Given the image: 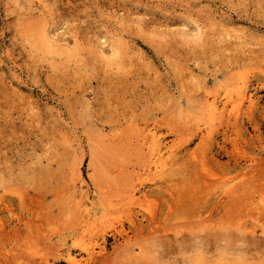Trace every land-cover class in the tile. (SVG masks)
I'll return each mask as SVG.
<instances>
[{
  "label": "rangeland",
  "instance_id": "374dc122",
  "mask_svg": "<svg viewBox=\"0 0 264 264\" xmlns=\"http://www.w3.org/2000/svg\"><path fill=\"white\" fill-rule=\"evenodd\" d=\"M0 211L11 264H264V0H0Z\"/></svg>",
  "mask_w": 264,
  "mask_h": 264
},
{
  "label": "bare ground",
  "instance_id": "6f19581e",
  "mask_svg": "<svg viewBox=\"0 0 264 264\" xmlns=\"http://www.w3.org/2000/svg\"><path fill=\"white\" fill-rule=\"evenodd\" d=\"M46 30V29H45ZM45 34H47V33H45ZM51 35H52V33H51ZM53 37H54V34H53ZM54 38H56V35H55V37ZM45 44L47 43L48 45H50V47H52V48H54L53 46H55V45H58L56 42L58 41V39H56L57 41H55L51 36H49V33H48V35L46 36L45 35ZM61 39V38H60ZM63 41V40H62ZM61 41H59V43H60ZM44 43V42H43ZM46 46V45H45ZM116 52V51H115ZM245 81V80H244ZM235 85V84H234ZM234 85H232V86H234ZM231 89V88H230ZM236 90V89H235ZM236 96H237V100H234V98H232V95L231 96H229L228 98H227V102H233V109H232V111H237L238 109H239V107H240V105H241V103H242V101L247 97V94H246V91H245V86H244V82L243 83H241L240 84V86L237 88V90H236ZM248 98V97H247ZM246 98V99H247ZM253 98V97H252ZM249 99H250V97H249ZM253 100V99H252ZM251 100V101H252ZM227 102H225L224 101V103L221 105L222 106V110L224 111V113H225V110H226V108H227ZM249 102V101H248ZM219 103L216 101V98L214 99V100H212L211 102H209V104H208V106H209V109L212 111V112H214V113H218V112H223V111H220L221 110V106H219L218 105ZM253 105V104H252ZM244 106V105H243ZM248 106V107H247ZM246 107L247 108H249L250 106H249V104L247 105ZM256 107V106H255ZM246 108V109H247ZM250 109H251V107H250ZM228 111V110H227ZM253 111V110H252ZM246 112H247V110H246ZM248 112H250V110H248ZM252 113V112H251ZM218 114H220V113H218ZM239 114H240V112H239ZM242 114H244V112L242 113ZM217 115V114H216ZM231 115V114H230ZM252 115V114H251ZM211 116V115H210ZM213 116V115H212ZM218 116V115H217ZM223 116H224V114H223ZM229 116V115H228ZM234 116V115H233ZM239 116V115H238ZM238 116L236 117L235 116V118L237 119L238 118ZM216 117V116H215ZM250 117V116H249ZM229 118V117H228ZM233 119V121L234 120H236V119ZM217 119V118H216ZM241 119V118H240ZM219 120V119H218ZM221 120V119H220ZM239 120V119H238ZM211 121V120H210ZM229 121H231V119L229 120ZM216 122V121H215ZM214 122V123H215ZM235 122V121H234ZM212 123V122H211ZM210 123V124H211ZM222 123V122H221ZM208 124V123H207ZM236 124V123H235ZM219 125V124H218ZM215 126V125H214ZM231 126H232V124H231ZM233 127V126H232ZM214 128V127H213ZM205 135H207V134H205ZM204 135V136H205ZM212 135V134H211ZM146 137V136H145ZM144 138V137H143ZM144 140H146L145 142H144V144L146 145V147H147V152H148V154H150L149 156H150V161H149V164L147 165L148 167H147V169L145 170V174H144V176L146 175V174H148V175H150L151 173L153 174H155V175H157L159 178H162L167 172H168V170H169V168H168V166H169V163L170 162H168V161H164L163 159H162V157H161V155H162V150H161V143H160V141H159V139H157L156 137H154V136H152V137H148L147 136V139L145 138ZM191 152V151H190ZM189 152V153H190ZM192 153V152H191ZM167 160V159H166ZM140 175H142V174H140ZM167 175V174H166ZM143 176V175H142ZM168 176V175H167ZM166 179V178H165ZM172 180V179H171ZM142 183V182H141ZM133 194V193H132ZM131 194V195H132ZM131 200V199H130ZM261 209V208H260ZM12 211V210H11ZM1 212H4L5 213V211H0V255H6V260H7V263L6 264H11L10 263V260H11V256H9L10 254H9V250H8V248H6V244H8V243H11L10 241H12L13 239H15V237L16 236H18V234L17 233H19V231H20V228H19V226H17V225H15V226H13V227H10V228H8L9 226H6V222L7 221H3L2 220V218H1ZM130 213V212H129ZM9 214V216H11L12 214L11 213H8ZM22 220V219H21ZM133 221V220H132ZM133 223H135V222H133ZM137 223V222H136ZM27 225V224H26ZM86 226V225H85ZM93 226V225H92ZM87 229V228H86ZM104 230V229H103ZM22 231V230H21ZM87 231V230H86ZM90 231H91V229H90ZM93 233V232H92ZM121 233V232H120ZM21 234V233H20ZM23 234V233H22ZM91 235V234H90ZM89 237H91V236H89ZM87 238V237H86ZM19 239V238H18ZM17 239V240H18ZM88 239H90V238H88ZM16 241V240H15ZM20 241V240H19ZM97 243H88V242H86V244H84L83 245V247H84V250L89 254V256L91 257L96 251V249H95V245H96ZM9 245H11V244H9ZM13 246H15V245H12L11 247H13ZM105 247H101V249L103 250ZM13 249V248H12ZM18 249V247L16 248V250ZM8 250V251H7ZM15 250V249H14ZM18 251V250H17ZM12 253V252H11ZM18 253V252H17ZM17 253H15L13 256H12V258H14V259H17L18 257H17ZM52 253V252H51ZM19 254H20V252H19ZM22 254V253H21ZM20 254V255H21ZM20 255H19V257H20ZM22 256V255H21ZM22 258V257H21ZM24 258V257H23ZM20 259V258H19ZM2 260V259H1ZM5 260V261H6ZM66 260H67V262L69 263V264H83V262L81 261V259H79L77 256H75L74 255V253L71 251V250H67V253H66ZM15 261V260H14ZM17 261V260H16ZM24 260H22L21 262H23ZM29 261V260H28ZM38 261V260H37ZM40 261V260H39ZM1 262V261H0ZM3 262V261H2ZM1 262V263H2ZM12 262V261H11ZM13 264V263H12ZM21 264H23V263H21ZM25 264V263H24ZM89 264V263H88Z\"/></svg>",
  "mask_w": 264,
  "mask_h": 264
}]
</instances>
